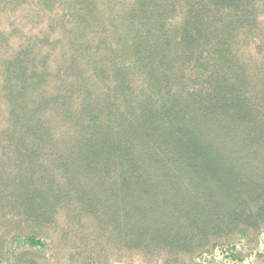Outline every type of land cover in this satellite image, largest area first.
<instances>
[{
  "label": "trees",
  "instance_id": "trees-1",
  "mask_svg": "<svg viewBox=\"0 0 264 264\" xmlns=\"http://www.w3.org/2000/svg\"><path fill=\"white\" fill-rule=\"evenodd\" d=\"M261 263L264 0H0V264Z\"/></svg>",
  "mask_w": 264,
  "mask_h": 264
},
{
  "label": "rangeland",
  "instance_id": "rangeland-1",
  "mask_svg": "<svg viewBox=\"0 0 264 264\" xmlns=\"http://www.w3.org/2000/svg\"><path fill=\"white\" fill-rule=\"evenodd\" d=\"M11 172L12 173L9 174V177L7 179V183H8V185L11 188L15 187L16 189H18L20 187V185L17 186L18 179H16V175L18 174V172L17 171H14V170H12ZM261 264H263V263H261Z\"/></svg>",
  "mask_w": 264,
  "mask_h": 264
}]
</instances>
